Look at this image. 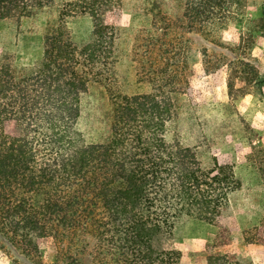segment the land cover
Segmentation results:
<instances>
[{
    "label": "trees",
    "instance_id": "16d2710c",
    "mask_svg": "<svg viewBox=\"0 0 264 264\" xmlns=\"http://www.w3.org/2000/svg\"><path fill=\"white\" fill-rule=\"evenodd\" d=\"M126 1L0 0V21L12 26L38 10L53 14L45 21L42 58L20 64L9 107L0 62V239L4 232L17 238L25 256L37 252L40 241H67L61 264H182L187 253L170 242L177 226L195 219L218 229L216 242L202 252L206 264H253L247 254L217 249L231 243L229 195L240 182L231 166L206 168L195 146L181 142L174 95L190 57L180 56L177 36L161 40L169 25L156 27L145 44V56L154 47L169 55L151 65L150 91L121 89L116 65ZM178 1L186 32L205 42L203 72L225 68L229 89L240 81V90L261 93L264 72L245 56V42L252 46L254 38L242 8L260 7L251 22L264 33V0ZM82 19L90 26L80 37ZM235 24L234 44L223 34ZM95 87L104 89L110 108L107 136L93 142L78 120L83 96ZM15 106L18 112L10 111ZM172 129L178 134L169 138ZM250 157L264 185V149ZM244 242L264 244V214Z\"/></svg>",
    "mask_w": 264,
    "mask_h": 264
},
{
    "label": "rangeland",
    "instance_id": "374dc122",
    "mask_svg": "<svg viewBox=\"0 0 264 264\" xmlns=\"http://www.w3.org/2000/svg\"><path fill=\"white\" fill-rule=\"evenodd\" d=\"M242 13L248 29L253 30L254 38L252 46L247 47L249 43L245 42V56L257 71L263 73L264 33L251 22L261 16V9L257 5L245 6ZM180 14L181 2L178 0H128L124 3L119 19L118 82L128 94L150 91V76H156L149 73L151 65L162 64L169 55L154 47L153 51H148L150 55L145 56L144 52L148 50L145 44L150 42L147 38L156 27L165 29L169 25V29L164 30L165 34H161V40L172 42L177 36L180 56L184 51L190 57L179 83L180 90L174 95L180 116L176 130L182 135L181 142L195 146L206 168L214 162L231 166L240 182L239 188L229 195L230 208L234 211L231 243L217 249L247 254L253 264H264V244L246 245L244 242L246 233L258 225L264 214V185L257 162L250 157L255 149H264V85L261 86V93L252 92L247 87L240 90V81L235 82V89H229L230 73L225 68L205 74L199 53L205 42L198 34L186 32L179 19ZM52 18V13L38 10L22 18L17 26L0 21L2 79L8 84L4 88L5 98H10L5 101L6 106L9 107L16 95L15 78L19 76L20 64H30L42 58L45 21ZM89 26V21L82 19L76 32L83 37ZM239 35V25L235 24L224 30L223 37L235 44ZM215 51L226 54L228 58L232 56L223 48ZM169 73L167 71V76ZM18 107L10 111L18 112ZM109 108L102 87L92 88L83 96L78 127L86 131L90 141H100L107 136ZM172 130L169 138L178 134ZM217 232L214 225L189 219L175 228L170 246L180 251L189 246L190 250H198L197 253L186 252L183 261L202 264L205 261L202 252L216 242ZM3 236L0 239V264H13L14 259L19 264H61L58 256L60 258L61 253H65L67 245V241H40L38 251L25 256L17 238L6 232Z\"/></svg>",
    "mask_w": 264,
    "mask_h": 264
},
{
    "label": "crops",
    "instance_id": "0c3cea01",
    "mask_svg": "<svg viewBox=\"0 0 264 264\" xmlns=\"http://www.w3.org/2000/svg\"><path fill=\"white\" fill-rule=\"evenodd\" d=\"M190 249H192V248H190V246L189 247H184V248H182V251H184V252H190L191 251V252H194V253H197L198 252V250H190ZM182 264H187V263L185 262V260L184 261L182 260ZM189 264H195V263L194 262H191ZM202 264H206V262L204 261Z\"/></svg>",
    "mask_w": 264,
    "mask_h": 264
}]
</instances>
